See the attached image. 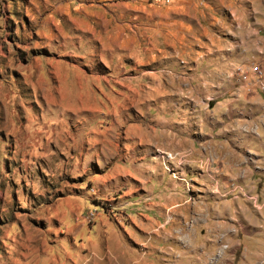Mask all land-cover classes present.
<instances>
[{
    "label": "rangeland",
    "instance_id": "1",
    "mask_svg": "<svg viewBox=\"0 0 264 264\" xmlns=\"http://www.w3.org/2000/svg\"><path fill=\"white\" fill-rule=\"evenodd\" d=\"M264 0H0V264H264Z\"/></svg>",
    "mask_w": 264,
    "mask_h": 264
},
{
    "label": "built area",
    "instance_id": "2",
    "mask_svg": "<svg viewBox=\"0 0 264 264\" xmlns=\"http://www.w3.org/2000/svg\"><path fill=\"white\" fill-rule=\"evenodd\" d=\"M255 76L257 79V84L260 88H264V77L262 76V72L258 67H255L254 70Z\"/></svg>",
    "mask_w": 264,
    "mask_h": 264
}]
</instances>
